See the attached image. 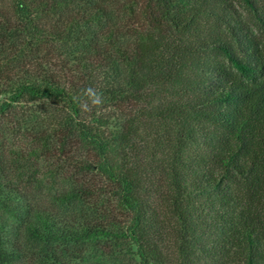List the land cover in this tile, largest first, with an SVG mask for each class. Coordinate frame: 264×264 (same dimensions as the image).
Here are the masks:
<instances>
[{
    "label": "trees",
    "instance_id": "1",
    "mask_svg": "<svg viewBox=\"0 0 264 264\" xmlns=\"http://www.w3.org/2000/svg\"><path fill=\"white\" fill-rule=\"evenodd\" d=\"M0 264H264V0H0Z\"/></svg>",
    "mask_w": 264,
    "mask_h": 264
}]
</instances>
